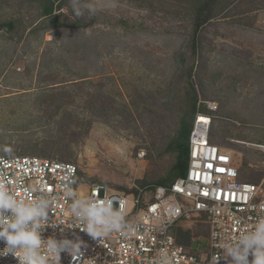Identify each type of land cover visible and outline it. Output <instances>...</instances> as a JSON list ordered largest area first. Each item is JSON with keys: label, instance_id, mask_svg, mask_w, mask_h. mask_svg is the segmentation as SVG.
<instances>
[{"label": "rangeland", "instance_id": "obj_1", "mask_svg": "<svg viewBox=\"0 0 264 264\" xmlns=\"http://www.w3.org/2000/svg\"><path fill=\"white\" fill-rule=\"evenodd\" d=\"M42 1L0 0V156L74 164L82 194L93 183L149 190L176 161L192 87L213 116L210 142L232 154L243 181L260 178L264 0H219L225 9L200 29L194 56L195 0H89L95 14L79 18L70 0L46 17ZM183 228L198 247L206 232Z\"/></svg>", "mask_w": 264, "mask_h": 264}, {"label": "built area", "instance_id": "obj_2", "mask_svg": "<svg viewBox=\"0 0 264 264\" xmlns=\"http://www.w3.org/2000/svg\"><path fill=\"white\" fill-rule=\"evenodd\" d=\"M212 119L203 112L196 114L188 139L186 174L169 186L132 193L110 192L93 183L82 194L79 189L85 185L76 165L27 155L0 156V185L26 202L37 196L49 199L48 220L60 226L43 228L41 239L78 234L87 244L82 264H162L164 252L170 264H209L214 255L223 254L221 244L264 219V171L257 181H243L232 154L210 142ZM258 148L264 151V145ZM73 198L111 205L122 214L125 227L93 240L69 215ZM188 222L199 224L206 232L198 238V247L191 240L184 243L180 239ZM0 264L19 262L9 253L0 256ZM60 264L80 261L61 253Z\"/></svg>", "mask_w": 264, "mask_h": 264}, {"label": "clouds", "instance_id": "obj_3", "mask_svg": "<svg viewBox=\"0 0 264 264\" xmlns=\"http://www.w3.org/2000/svg\"><path fill=\"white\" fill-rule=\"evenodd\" d=\"M70 5L78 18L85 13L91 16L96 12L89 0H70ZM2 150L8 154L13 151L11 146H4ZM68 196H73V193L69 192ZM50 203L43 196H37L31 202L20 200L6 186L0 185V243L4 245L0 248V256L10 253L18 259L19 264H60L61 253H66L72 261L79 260L82 264L83 249L87 244L78 234L73 233L69 238L61 233L60 238L54 235L41 239L43 228L60 226L48 220ZM68 211L93 240L99 241L108 233L125 227L122 214L107 203L73 198ZM220 247L223 254L214 255L209 264H219L220 260L224 264H264V219ZM249 255L253 257L251 261ZM161 256L162 264H170L166 252Z\"/></svg>", "mask_w": 264, "mask_h": 264}, {"label": "trees", "instance_id": "obj_4", "mask_svg": "<svg viewBox=\"0 0 264 264\" xmlns=\"http://www.w3.org/2000/svg\"><path fill=\"white\" fill-rule=\"evenodd\" d=\"M126 1L134 4L145 3L146 5L149 6L148 4L149 2H147L146 0L145 1L126 0ZM43 2L44 1H42L41 3L43 14L44 16L49 17L53 13L54 3L59 2V9H61L64 0H45V2L44 3ZM218 2L219 0H195L193 3L192 11H191V17L193 22V35H192L193 39L191 46L192 56H194L197 52V43H198L197 37L202 26L207 24L211 19L216 18L225 9L224 5L220 9L216 8ZM76 23L73 25H77ZM194 65L195 64L193 62L188 71L189 76L193 72ZM186 96H187L186 98L187 109L186 112L183 114L181 121L179 122V129L177 131V136L175 137L172 143L175 151L177 152L176 161L172 166L171 170L168 172L167 177L165 179H161L157 181L155 185L169 186L176 179L182 178L186 174L187 164H188V139L192 128L193 120L198 112H203V113L205 112L197 106L198 98L194 88L190 87V89L187 90ZM152 186H154V184ZM185 235L187 241V239H189V236L187 234ZM185 235L182 237H185Z\"/></svg>", "mask_w": 264, "mask_h": 264}, {"label": "bare ground", "instance_id": "obj_5", "mask_svg": "<svg viewBox=\"0 0 264 264\" xmlns=\"http://www.w3.org/2000/svg\"><path fill=\"white\" fill-rule=\"evenodd\" d=\"M253 146V145H252ZM258 147V146H257ZM84 190V188L82 187L81 189H80V191H81V193H83L82 191Z\"/></svg>", "mask_w": 264, "mask_h": 264}]
</instances>
